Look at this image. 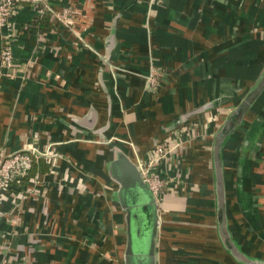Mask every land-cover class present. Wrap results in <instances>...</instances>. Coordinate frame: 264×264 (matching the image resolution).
<instances>
[{
	"label": "crops",
	"instance_id": "1",
	"mask_svg": "<svg viewBox=\"0 0 264 264\" xmlns=\"http://www.w3.org/2000/svg\"><path fill=\"white\" fill-rule=\"evenodd\" d=\"M48 4L20 3L0 28L13 53L7 66L0 52V154L56 159L0 205V264H149L127 254L130 238L147 245L149 216L128 220L111 162L138 167L165 137L177 145L157 165L169 181L153 264L264 261V0ZM64 6L72 25L54 15ZM43 10L52 26L38 34ZM246 100L215 161L216 132Z\"/></svg>",
	"mask_w": 264,
	"mask_h": 264
},
{
	"label": "built area",
	"instance_id": "2",
	"mask_svg": "<svg viewBox=\"0 0 264 264\" xmlns=\"http://www.w3.org/2000/svg\"><path fill=\"white\" fill-rule=\"evenodd\" d=\"M20 3H28L35 7L40 6L43 9H49L48 0H0V28L8 25L9 18L15 14ZM73 13L74 10H72L70 6H64L59 11L55 12L54 15L64 25H72L73 22L71 19ZM0 52L3 64L10 66L13 62L11 48L5 45ZM149 81L151 84L156 83L154 74L149 75ZM172 138L170 139L169 137V141L167 142L155 143L151 149L150 156L143 162L138 163L141 175L144 181L148 184L155 200H159V197L169 181L167 177L157 170V165L160 162L165 161L170 157L171 153L176 151L175 146L177 143L173 142L176 137ZM48 152V148L36 149L28 147L12 153L0 154V205L8 199V197H11V201L14 202L17 197L15 192H22L23 177L27 174L30 168L32 158L38 159V157H44L45 159H48V162H50V172L55 173V170H53V162L56 159L51 157ZM37 179H39L38 175L34 177L32 182H36L37 184L40 180ZM12 182L18 185L16 190L11 184ZM27 190L29 191L30 189Z\"/></svg>",
	"mask_w": 264,
	"mask_h": 264
},
{
	"label": "water",
	"instance_id": "3",
	"mask_svg": "<svg viewBox=\"0 0 264 264\" xmlns=\"http://www.w3.org/2000/svg\"><path fill=\"white\" fill-rule=\"evenodd\" d=\"M264 84V78H262L258 83L256 90ZM248 105V100L241 103L229 116V118L221 125L215 135V144H214V160L219 162V146L225 137L233 130L234 126L237 124V118L240 117V113L245 110V107ZM211 105L202 106L200 109L202 111L210 108ZM111 169L114 175V178L119 183V190L121 194L125 197L128 202L125 204V209H127V218L130 219L131 210L136 212L133 214L134 219H138V214L141 212V215L145 213V216H149V226L150 234L145 244L143 238L137 236L134 240L130 238L129 243L127 244V254L136 255L140 259H148L149 264H153V251L155 245L156 232L158 227V207L157 201L155 200L148 184L144 181L139 168L125 155L118 154L117 158L111 162ZM217 179V191L222 195L223 182L221 177L218 176ZM222 198V197H221ZM223 204V200L219 203ZM218 205L219 219L222 221V212L221 209L223 205ZM221 213V214H220ZM222 231V230H221ZM223 232V231H222ZM224 244L227 242L225 239H222ZM228 245V244H227ZM232 252L236 255L238 252L234 249L233 245L231 247ZM136 252V254L134 253ZM244 264H264V261H259L256 259H246Z\"/></svg>",
	"mask_w": 264,
	"mask_h": 264
},
{
	"label": "trees",
	"instance_id": "4",
	"mask_svg": "<svg viewBox=\"0 0 264 264\" xmlns=\"http://www.w3.org/2000/svg\"><path fill=\"white\" fill-rule=\"evenodd\" d=\"M28 4V3H25ZM40 8V6H39ZM51 13L48 11L43 10L42 14L35 17L31 22L30 25L32 26V30L38 34H42L49 29H51V23L49 22V18L51 17ZM169 141V137L162 138L158 142H167ZM31 155V154H30ZM50 164L48 162V159H45L44 157H38V159L32 158L30 168L27 172V174L23 177V188L22 192L26 191L30 188V184L32 183V180H34V177L36 176V173L44 174L49 170ZM38 171V172H37ZM14 186V189L16 190L18 188V185L14 182L11 183Z\"/></svg>",
	"mask_w": 264,
	"mask_h": 264
}]
</instances>
